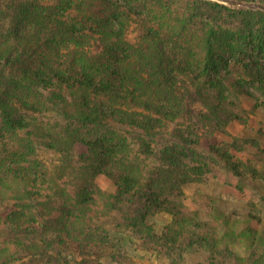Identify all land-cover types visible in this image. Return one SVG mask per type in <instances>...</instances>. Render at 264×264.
<instances>
[{"label": "trees", "instance_id": "obj_1", "mask_svg": "<svg viewBox=\"0 0 264 264\" xmlns=\"http://www.w3.org/2000/svg\"><path fill=\"white\" fill-rule=\"evenodd\" d=\"M159 1L0 0V264H137L126 245L158 264L193 251L264 264L200 235L181 192L220 154L193 131L222 134L249 97L229 72L249 37L202 12L261 25L264 13ZM158 214L172 218L159 231Z\"/></svg>", "mask_w": 264, "mask_h": 264}, {"label": "rangeland", "instance_id": "obj_2", "mask_svg": "<svg viewBox=\"0 0 264 264\" xmlns=\"http://www.w3.org/2000/svg\"><path fill=\"white\" fill-rule=\"evenodd\" d=\"M141 1L143 2L140 4H144L148 12L164 6L159 0ZM181 1L184 6L191 4L189 0ZM199 1L231 8L228 3L220 0ZM233 2L246 10L264 13V0ZM202 14L205 19L216 20L217 26H221L219 28L224 31L220 32L221 34H235L238 39L249 37L247 41H240L239 47L243 49L244 54L240 57L236 54L230 58L235 65L229 71L234 79L232 87L235 84L241 86L242 91L249 97H242L239 101L240 110L233 111L240 117V121H230L228 127H220L222 134L215 133L213 138H210L208 133L205 135L199 130L193 131V134L200 135L198 137L204 144L217 147L220 154L217 158L209 157L206 160V169L199 168L202 176L198 180H190L187 186L182 188L183 203L190 212L198 213V219L203 226L200 235L216 233L217 237L221 238V244L217 247L220 251L231 252L230 254L239 259L264 262V84L256 75L257 72L260 73L259 70L264 71V45H261L264 25L246 23L241 18L232 19L227 15L217 16L206 10ZM245 28H248L250 34L246 35ZM217 47L220 52L223 51L219 45ZM219 71L224 72L222 66ZM207 87L209 85L205 83L203 90ZM224 87L228 88L230 85H224L222 88ZM212 98L221 99L217 95L210 96L209 102ZM201 152L205 158L208 157V152ZM221 153L226 155V160ZM187 165L189 172L195 167L192 163ZM94 183L104 191H110L112 187L104 176H97ZM153 219L157 224V231L172 221V218L165 214H158ZM224 235H228L226 239L222 238ZM134 250L133 246H125V251L135 263H160L149 253ZM228 256L217 258L215 264H236L235 259L230 260ZM211 258L209 252L193 251L184 256L182 264H210Z\"/></svg>", "mask_w": 264, "mask_h": 264}]
</instances>
